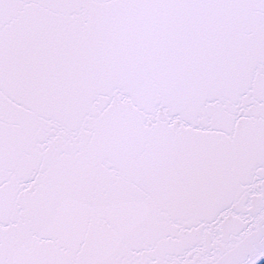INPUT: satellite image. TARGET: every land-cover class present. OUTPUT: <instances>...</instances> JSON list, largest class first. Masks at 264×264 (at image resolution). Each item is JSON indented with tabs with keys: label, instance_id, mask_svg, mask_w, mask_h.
Here are the masks:
<instances>
[{
	"label": "snow or ice",
	"instance_id": "6c2138e0",
	"mask_svg": "<svg viewBox=\"0 0 264 264\" xmlns=\"http://www.w3.org/2000/svg\"><path fill=\"white\" fill-rule=\"evenodd\" d=\"M0 264H264V0H0Z\"/></svg>",
	"mask_w": 264,
	"mask_h": 264
}]
</instances>
